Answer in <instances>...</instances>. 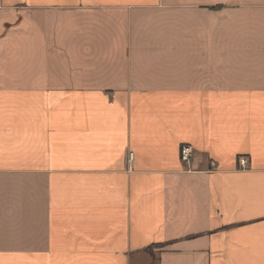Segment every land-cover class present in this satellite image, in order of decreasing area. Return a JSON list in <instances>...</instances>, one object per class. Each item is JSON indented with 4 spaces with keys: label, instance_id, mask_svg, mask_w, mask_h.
<instances>
[{
    "label": "crops",
    "instance_id": "1",
    "mask_svg": "<svg viewBox=\"0 0 264 264\" xmlns=\"http://www.w3.org/2000/svg\"><path fill=\"white\" fill-rule=\"evenodd\" d=\"M153 260L264 264V0H0V264Z\"/></svg>",
    "mask_w": 264,
    "mask_h": 264
},
{
    "label": "built area",
    "instance_id": "2",
    "mask_svg": "<svg viewBox=\"0 0 264 264\" xmlns=\"http://www.w3.org/2000/svg\"><path fill=\"white\" fill-rule=\"evenodd\" d=\"M193 149L192 147L185 143V144H181L179 147V158L181 160V162L189 164V162L191 161V158L193 157ZM131 159V153H129L128 155V160L130 161ZM237 163H238V167L240 169H246L248 168V162L246 157L244 156H240L237 158Z\"/></svg>",
    "mask_w": 264,
    "mask_h": 264
},
{
    "label": "rangeland",
    "instance_id": "3",
    "mask_svg": "<svg viewBox=\"0 0 264 264\" xmlns=\"http://www.w3.org/2000/svg\"><path fill=\"white\" fill-rule=\"evenodd\" d=\"M155 262H156V261H155V260H153V264H155Z\"/></svg>",
    "mask_w": 264,
    "mask_h": 264
}]
</instances>
